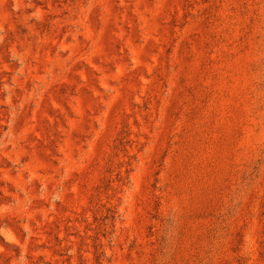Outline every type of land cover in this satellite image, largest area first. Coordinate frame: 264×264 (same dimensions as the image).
I'll return each instance as SVG.
<instances>
[{"label": "rangeland", "instance_id": "1", "mask_svg": "<svg viewBox=\"0 0 264 264\" xmlns=\"http://www.w3.org/2000/svg\"><path fill=\"white\" fill-rule=\"evenodd\" d=\"M0 264H264V0H0Z\"/></svg>", "mask_w": 264, "mask_h": 264}]
</instances>
